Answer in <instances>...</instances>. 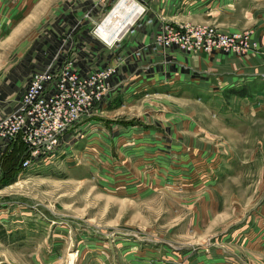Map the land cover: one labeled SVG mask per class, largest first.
<instances>
[{
	"label": "rangeland",
	"instance_id": "1",
	"mask_svg": "<svg viewBox=\"0 0 264 264\" xmlns=\"http://www.w3.org/2000/svg\"><path fill=\"white\" fill-rule=\"evenodd\" d=\"M0 1L4 112L36 64L70 53L46 38L73 0ZM116 1L99 4L108 10ZM227 8L221 14L231 19ZM97 18L81 26L89 36ZM141 54L118 51L111 63ZM113 83L71 153L26 169L20 144L0 157V264H264V113L241 110L239 101L222 106L237 95L229 89L204 105L194 87L123 96ZM15 216L29 225L23 253L2 237L1 224Z\"/></svg>",
	"mask_w": 264,
	"mask_h": 264
},
{
	"label": "crops",
	"instance_id": "2",
	"mask_svg": "<svg viewBox=\"0 0 264 264\" xmlns=\"http://www.w3.org/2000/svg\"><path fill=\"white\" fill-rule=\"evenodd\" d=\"M11 1L13 0H6L7 8ZM137 1L145 7L146 15L152 19V22H143L135 35L125 37L110 49L104 48L98 42H91L95 38L89 36L88 27H81L96 11L99 0L71 1L66 6L63 15L49 24L48 28L54 32L51 33L50 39L46 38V41L51 40V45L56 50L61 48L63 52V47L71 48L70 52L73 51V55L76 54L83 60L94 59L97 64L106 59L111 62V57L118 51L129 53L135 48L140 49L141 56L126 57L123 64L118 67V75L114 77L115 84L119 83L118 85L122 84L121 88L125 87L120 91L123 96L128 95L126 93L129 91L133 95H138L143 91V96L164 95L169 97V93L189 91L194 87L198 93L202 94L205 105L209 100L218 101L220 94L229 89L234 90L237 95H232L231 99L227 100L221 98L222 106H228L229 102L239 101L240 104L243 103L241 110L246 108L248 113L251 109L252 113L254 111L264 113V0ZM225 8L231 11V19L221 14ZM233 12L237 13L236 18ZM158 16L163 22L172 26L201 24L213 26L221 32L250 29L253 31V37L259 48L243 56L233 53H184L179 50L170 52L167 50L163 55L161 52L152 50L149 45L156 32ZM100 54H102L101 57H99ZM41 66L43 65L36 64L33 69H39ZM113 82L112 85H114ZM25 220L23 216H15V218L9 217V224H1L6 232L2 237L9 241L8 246L12 252L23 253L25 247L29 245L27 240L29 225ZM1 221L6 222L7 220L1 218ZM245 263L262 264L263 261ZM217 264L226 263L220 261ZM229 264H243V262L237 260L236 263Z\"/></svg>",
	"mask_w": 264,
	"mask_h": 264
},
{
	"label": "built area",
	"instance_id": "3",
	"mask_svg": "<svg viewBox=\"0 0 264 264\" xmlns=\"http://www.w3.org/2000/svg\"><path fill=\"white\" fill-rule=\"evenodd\" d=\"M105 9L104 4H99L86 23L93 22L98 16V21L90 30V36L104 48L110 49L126 37V32L128 35L132 33L133 24L117 39L106 43L95 33L97 23L109 10L106 9L103 13ZM144 11L142 6L139 16ZM156 20L157 28L152 43L169 47V52L203 51L243 56L258 48L252 30L225 33L209 25L172 26L163 22L159 16ZM138 54L135 51L132 56L136 57ZM58 60L53 62L51 59L48 65L30 72L13 106L0 112V157L14 142L19 141L23 147L20 161L22 169L35 168L71 153L69 149L73 138L79 133L82 135L85 126L92 127L95 122L92 117L97 109L109 103V91L114 77L118 75L116 67L110 61L106 59L97 64L94 59L83 60L76 54L73 55V51L62 53Z\"/></svg>",
	"mask_w": 264,
	"mask_h": 264
},
{
	"label": "bare ground",
	"instance_id": "4",
	"mask_svg": "<svg viewBox=\"0 0 264 264\" xmlns=\"http://www.w3.org/2000/svg\"><path fill=\"white\" fill-rule=\"evenodd\" d=\"M141 8L142 6H140L134 0H119L116 3V5L110 9L111 11L109 10L110 12L108 11L107 12L108 14L106 13L107 15L105 14L106 16L104 15L101 18L100 22L97 23V28L95 29L96 35L106 43H110L111 41L117 39L123 32H125V30L128 27H130L131 24H133L132 25L133 31L131 34H134L137 26L141 25L143 22L146 23L152 22V19L150 17H147L145 11L142 13L141 16H139V14L141 13ZM151 49L154 51L161 50L165 52L166 50H169V47L165 48L158 45H154L152 43ZM137 51L139 53L138 55H140V51L139 50ZM198 52H203V51H198ZM203 53H207V52H203ZM121 62L119 60V64ZM119 64L118 63L112 64V66L116 67L117 70Z\"/></svg>",
	"mask_w": 264,
	"mask_h": 264
},
{
	"label": "trees",
	"instance_id": "5",
	"mask_svg": "<svg viewBox=\"0 0 264 264\" xmlns=\"http://www.w3.org/2000/svg\"><path fill=\"white\" fill-rule=\"evenodd\" d=\"M13 144H16V146L18 145L19 146V144H20V142L19 141H16V142H14ZM12 144V145H13ZM21 145V144H20ZM23 148V147H22ZM20 161H21V159H20ZM19 164H20V162H19ZM19 167H20V165H19Z\"/></svg>",
	"mask_w": 264,
	"mask_h": 264
}]
</instances>
